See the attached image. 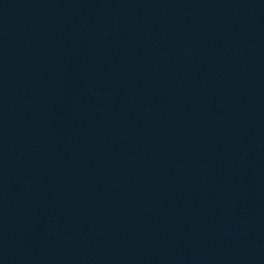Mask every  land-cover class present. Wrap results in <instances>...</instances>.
Listing matches in <instances>:
<instances>
[{"label":"water","instance_id":"95a60500","mask_svg":"<svg viewBox=\"0 0 264 264\" xmlns=\"http://www.w3.org/2000/svg\"><path fill=\"white\" fill-rule=\"evenodd\" d=\"M0 264H264V0H0Z\"/></svg>","mask_w":264,"mask_h":264}]
</instances>
